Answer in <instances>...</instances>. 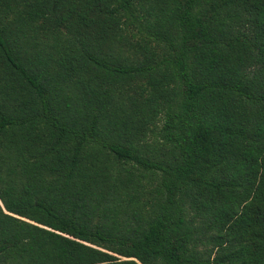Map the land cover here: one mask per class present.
Instances as JSON below:
<instances>
[{
    "label": "trees",
    "instance_id": "trees-1",
    "mask_svg": "<svg viewBox=\"0 0 264 264\" xmlns=\"http://www.w3.org/2000/svg\"><path fill=\"white\" fill-rule=\"evenodd\" d=\"M0 264H264V0H0Z\"/></svg>",
    "mask_w": 264,
    "mask_h": 264
}]
</instances>
